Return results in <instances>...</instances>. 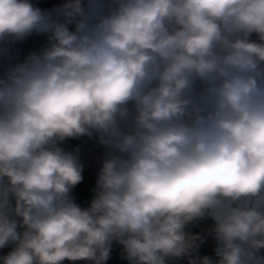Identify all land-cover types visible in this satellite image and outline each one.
<instances>
[{"label":"clouds","instance_id":"1","mask_svg":"<svg viewBox=\"0 0 264 264\" xmlns=\"http://www.w3.org/2000/svg\"><path fill=\"white\" fill-rule=\"evenodd\" d=\"M83 137L104 149L86 206L64 147ZM114 244L264 264V0H0V264H108Z\"/></svg>","mask_w":264,"mask_h":264},{"label":"crops","instance_id":"2","mask_svg":"<svg viewBox=\"0 0 264 264\" xmlns=\"http://www.w3.org/2000/svg\"><path fill=\"white\" fill-rule=\"evenodd\" d=\"M44 36H36L28 38L22 43H18L13 47V49L19 51V56L22 59L29 51L36 50L45 42ZM64 147L67 150H76L79 149L80 160L84 165V180L78 185L74 190L73 194L76 197V200H82L84 198L91 199L92 192L91 188L94 186L96 174L100 168L101 158L104 153V149L101 148L94 139H89L83 137L79 140H68ZM197 231L198 229H193ZM203 251L210 253L211 252V243L209 242L203 248ZM115 264H125L124 261L119 260Z\"/></svg>","mask_w":264,"mask_h":264},{"label":"built area","instance_id":"3","mask_svg":"<svg viewBox=\"0 0 264 264\" xmlns=\"http://www.w3.org/2000/svg\"><path fill=\"white\" fill-rule=\"evenodd\" d=\"M32 2L42 9H51L55 5L59 4L61 0H32ZM89 199L84 198L82 200H78L82 206H86ZM121 260L120 259V247L118 245H113V251L111 254V259L108 261V264H115V262Z\"/></svg>","mask_w":264,"mask_h":264}]
</instances>
